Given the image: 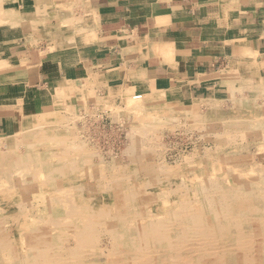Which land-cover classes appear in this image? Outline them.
Here are the masks:
<instances>
[{
  "label": "rangeland",
  "instance_id": "374dc122",
  "mask_svg": "<svg viewBox=\"0 0 264 264\" xmlns=\"http://www.w3.org/2000/svg\"><path fill=\"white\" fill-rule=\"evenodd\" d=\"M18 2V0H0V11H2L0 12V33H7L6 30L10 29L9 27L11 26L16 13L13 12L10 14L6 10L9 7H15L17 10L18 7L16 5L19 4ZM2 70L3 67L0 66V73ZM235 71L229 73L231 77L230 81L232 82L229 83L227 91H225L220 97L198 101L179 102L176 99L152 103L147 101V97L150 96V94L147 93L141 99H133L132 93L125 96L118 95V97H116V94L112 95L111 92L105 94L104 92L99 93L95 90L93 91L92 96L87 98L85 95H81L79 93L75 95H68L67 97L73 101L70 100L66 103L63 101L59 102L57 106L59 109V115H57L56 119H54V117L49 122L42 123L43 125L40 123L36 129L35 127L32 128V131L30 128H27L22 129L20 132H17L12 136L0 137V148L3 147L6 141L10 139H16L18 141V146H20V148L18 147L19 151L17 150V153L22 154L28 151L30 155L36 158V160L38 157L40 160L37 163L34 159L35 162H32V165L30 163L29 168L13 167V170L10 171L13 172L10 175L9 172L5 171L0 173V215H2L0 216V264H13L15 257L19 258L24 254H29V256H31L32 248H34V246L39 242H44L49 247L48 249L50 254L57 252L64 256H72L73 254L70 253L71 251H77V247L79 245L78 241L81 237H86L88 239V244L86 247L84 246V248L81 249L79 256H86L87 258L83 257V262L73 264H106L107 260L109 259L107 255H110V258L114 261L123 258L124 263L125 261H130L129 257L133 258L134 255H137L136 257L140 260V262H143V259H148L152 264H178V259H180L179 264H194L193 261L197 258V256L200 257L201 255L200 258L204 259L202 255H204L209 250L214 252L212 260H214L215 264H232L228 260V252L233 253L235 251L237 254L236 252L233 254L239 257V264H255L256 262V264H258L259 257L262 256L260 251L263 249L264 245V79L261 80L258 78L259 76H257L258 74L256 73L252 74L245 72L244 70L242 72L240 70ZM162 96L164 98L167 97V95L164 94ZM79 97H81V99L75 104V101ZM133 101L134 103L137 101L138 104H141V108H133L134 103L133 105L130 104ZM56 105L53 107V109L56 107ZM186 105L190 107V109H184V106ZM145 110L147 113H145ZM164 112L166 113L164 114ZM133 117L136 119L134 120ZM68 123H70V125ZM141 124H143L145 128L149 127L148 129H150V131L147 129L146 131ZM60 128H65L64 132L68 134L59 136L56 131H58ZM143 128L144 132L142 131ZM255 128L258 130H255ZM35 131H40L42 133L37 134L35 138L31 136L33 135L32 132L35 133ZM145 131L149 133L147 134ZM53 133L57 136H52L54 135ZM131 136H133L134 140ZM140 137L144 138L145 140L141 139ZM55 141L56 143L54 144L53 142ZM139 146L142 147L140 148ZM258 146L261 147L257 148ZM127 150L129 152H127ZM148 150H150L149 154ZM203 156L207 158H204ZM251 158L252 160L254 159L253 162ZM73 159L75 162H73ZM88 159L89 161H87ZM55 161H57V163ZM186 163H188V165ZM254 163H256V165ZM54 165L57 166V171H54ZM87 165H89V167ZM68 167L70 168L68 169ZM245 171L247 172L245 173ZM3 173L4 175H1ZM106 173L108 174L106 175ZM125 173H129L130 175H126ZM5 177L8 181L5 179ZM32 177H35V179H32ZM193 177L196 179L193 180ZM3 179H5V181ZM22 179H26L27 181ZM147 179L148 181H145ZM44 180L46 181L45 183L43 182ZM22 181L23 184H28L30 181L28 185L31 186L28 187V185H23ZM31 181H34V183ZM14 183H16V185ZM11 185H13V187ZM22 190H25L24 192L27 193L22 192ZM33 191L36 198H34L33 193H31ZM113 192L114 195L112 196ZM25 195L26 197H24ZM1 198L3 199L1 200ZM124 200L126 201L124 202ZM208 206L211 207L208 208ZM231 207L233 208L231 209ZM223 208H225V211ZM48 209L51 211V213L48 211ZM5 215L8 216V219H4L6 218ZM10 215H12V219L9 218ZM146 215L147 217H145ZM32 216H35V218ZM148 216L150 218H148ZM230 217L233 219H229ZM81 219L82 221H80ZM253 220L256 223H254ZM77 221H79V223ZM196 224H198V226ZM56 225L57 227L60 226L61 228L59 227L58 229ZM84 225H87V229L89 231L86 229V233L84 232L83 234L85 236L77 237L73 228L75 226ZM176 225L178 226L176 227ZM53 228L56 232L53 230ZM102 228L103 230H101ZM45 231L47 234L44 233ZM228 231L231 235L228 233ZM41 232L44 234L41 235ZM62 232L65 233V236ZM140 232L144 233V236L146 234L145 238L144 236L142 238L140 237L142 234H140ZM191 232L193 234H190ZM215 232H217V234ZM108 233L112 238H108ZM56 234L60 235L56 236ZM132 234L133 236H131ZM245 235L248 236L246 237ZM194 236L201 237L196 238ZM67 237L69 238L68 240ZM104 237L107 241H104ZM89 238H91V240ZM186 238L192 239L187 240ZM236 238L237 240H235ZM62 240L63 242L65 240L67 241L63 243L61 242ZM99 240L102 241L99 242ZM110 241L112 242V245ZM256 241H258V243ZM103 242L104 244H102ZM124 242H126V244H124ZM187 243H189V245ZM231 243L235 244L232 245ZM114 244L117 245L115 246ZM108 245L110 246L108 247ZM134 245H136L137 248L141 247L140 250L139 248L135 249ZM151 246H153V248ZM240 246L243 248H240ZM64 247L65 252L62 249ZM226 248H229L230 251H226ZM169 252L171 253L169 254ZM165 254L167 257H165ZM77 256L75 255L72 257L75 258ZM88 257L90 258V261L88 260ZM171 257L173 258L171 259ZM193 258L195 259L193 260ZM85 259L86 261H84ZM130 263L135 264V262Z\"/></svg>",
  "mask_w": 264,
  "mask_h": 264
},
{
  "label": "crops",
  "instance_id": "0c3cea01",
  "mask_svg": "<svg viewBox=\"0 0 264 264\" xmlns=\"http://www.w3.org/2000/svg\"><path fill=\"white\" fill-rule=\"evenodd\" d=\"M18 1L0 33V137L77 93L190 102L220 97L234 70L264 79V0Z\"/></svg>",
  "mask_w": 264,
  "mask_h": 264
},
{
  "label": "bare ground",
  "instance_id": "6f19581e",
  "mask_svg": "<svg viewBox=\"0 0 264 264\" xmlns=\"http://www.w3.org/2000/svg\"><path fill=\"white\" fill-rule=\"evenodd\" d=\"M0 12H2V11H0ZM3 15V14H2ZM18 15V14H17ZM216 15V14H215ZM14 16V15H13ZM210 16V15H209ZM229 17V16H228ZM231 17V16H230ZM22 18H24V17H22ZM28 18V17H27ZM227 20V19H226ZM242 21V20H241ZM226 22V21H225ZM224 25V24H223ZM222 25V26H223ZM226 25H227V23H226ZM225 26V25H224ZM237 27V26H236ZM243 27V26H242ZM146 32V31H145ZM160 36V35H159ZM161 38V37H160ZM244 38V37H243ZM242 38V39H243ZM250 43V42H249ZM12 44V43H11ZM24 44V43H23ZM140 45V44H139ZM238 45V44H237ZM245 45H246V42H245ZM142 45H140V47H141ZM11 47V46H10ZM26 47V46H25ZM249 47V46H248ZM251 47V46H250ZM60 48V47H59ZM241 48V47H240ZM7 49V48H6ZM156 49V48H155ZM160 49V48H159ZM60 50V49H59ZM158 50V47H157V49H156V51ZM246 50H247V48L246 49H244L243 48V52H246ZM254 50V49H253ZM253 50H252V52H253ZM139 51V50H138ZM241 51V50H240ZM4 52V51H3ZM9 52V51H8ZM257 52V51H256ZM5 53V52H4ZM158 53H161V52H159L158 51ZM60 54V53H59ZM64 54V53H63ZM65 54H67V53H65ZM159 55V54H158ZM251 55V54H250ZM158 57V56H157ZM5 58V57H4ZM2 59V58H1ZM10 60V59H9ZM5 61V60H4ZM253 61H255V60H253ZM59 63V62H58ZM2 64H5V63H3L2 62ZM1 64V65H2ZM24 65V64H23ZM22 66V65H21ZM20 66V67H21ZM1 67H4V66H1ZM25 67V66H24ZM176 67V66H175ZM172 69V68H171ZM241 69H243V68H241ZM246 69V68H245ZM136 70V69H135ZM170 71V70H169ZM235 71V70H234ZM233 71V72H234ZM236 72V71H235ZM125 75V74H124ZM61 77V76H60ZM86 77V76H85ZM261 77V76H260ZM134 78V77H133ZM145 79V78H144ZM228 79V78H227ZM231 79V78H230ZM233 79V78H232ZM238 79V78H237ZM66 80V79H65ZM69 80V79H68ZM160 80V79H159ZM260 80V79H259ZM262 80V79H261ZM139 81V80H138ZM158 81V80H157ZM164 81V80H163ZM63 82V81H62ZM65 83H66V81H64ZM73 82V81H72ZM230 82H232V81H230ZM229 82V83H230ZM149 83V82H148ZM153 83V82H152ZM155 84V83H154ZM153 85V84H152ZM160 85V84H159ZM234 85V84H233ZM154 86V85H153ZM156 86V85H155ZM158 86V85H157ZM236 86V85H235ZM123 87V86H122ZM136 87V86H135ZM243 87H244V85H243ZM242 87V88H243ZM141 90V89H140ZM162 90V89H161ZM160 90V91H161ZM164 90V89H163ZM74 91V90H73ZM155 92H156V90H155ZM163 92V91H162ZM148 94V93H147ZM163 93H152L149 97H147V101L148 102H152V103H155V102H161V101H163V100H166V98H164L163 96ZM164 95H166V94H164ZM143 96H144V94L142 93V92H140V91H138V92H135L134 94H133V99H137V98H143ZM120 98V97H119ZM178 100V99H177ZM58 102H60V101H58ZM136 103H134V101L132 102V103H130L131 105H133V103H134V105H133V108H135V107H138V108H141V104H138V102L137 101H135ZM83 103V102H82ZM126 104V103H125ZM129 105V104H128ZM156 105V104H155ZM154 105V106H155ZM188 105V104H187ZM184 106V109H190V107H188V106ZM149 106V105H148ZM147 106V107H148ZM126 107V106H125ZM129 107V106H128ZM76 108V107H75ZM167 108V107H166ZM237 108V107H236ZM58 109V108H57ZM125 109V108H124ZM152 109V108H151ZM54 110V109H53ZM172 110V109H171ZM248 110V109H247ZM132 111V110H131ZM152 112V111H151ZM238 112V111H237ZM253 112V111H252ZM135 113H138V112H135ZM145 113H147L146 112V110H145ZM166 112H164V114H165ZM69 114V113H68ZM149 114H152V113H149ZM245 114V113H244ZM248 114V113H247ZM253 114V113H252ZM70 115V114H69ZM168 115H169V113H168ZM133 116H134V114H133ZM149 116V115H148ZM152 116V115H151ZM56 117L57 116H55V119H56ZM155 117V116H154ZM70 118V117H69ZM134 118V117H133ZM249 118V117H248ZM258 118H260V117H258ZM258 118H256V119H258ZM136 118H134V120H135ZM161 119V118H160ZM246 119V118H245ZM255 119V118H254ZM133 120V119H132ZM153 120V119H152ZM161 121V120H160ZM253 121V120H252ZM251 121V122H252ZM45 122H49V119L48 118H45V117H42V118H35V119H33V120H29V121H27V122H25V124H24V129H27V128H30V130L32 129V128H34L35 127V129H36V127L41 123H45ZM142 122V121H141ZM144 122H147V121H144ZM143 122V123H144ZM239 122V121H238ZM72 123V122H71ZM247 123H249V122H247ZM258 123V122H257ZM264 123V122H263ZM63 124V123H62ZM69 125H70V123H68ZM254 124H256V123H254ZM43 125V124H42ZM53 125V124H52ZM139 125V124H138ZM142 126H143V124H141ZM160 125V124H159ZM204 125V124H203ZM61 126H63V125H61ZM133 126H136V125H133ZM154 126V125H153ZM158 126V125H157ZM229 126H230V124H229ZM237 126V125H236ZM247 126V125H246ZM256 126V125H255ZM18 127V126H17ZM23 127V126H22ZM40 127V126H39ZM42 127V126H41ZM47 127V126H46ZM57 127V126H56ZM66 127V126H65ZM131 127H132V125H131ZM138 127V126H137ZM144 127V126H143ZM260 127V126H259ZM145 128V127H144ZM144 128H143V132H144ZM149 127H146L145 128V130L147 129V130H149L150 131V129H148ZM234 128V127H233ZM242 128V127H241ZM253 128V127H252ZM41 129V128H40ZM142 129V128H141ZM245 129H246V127H245ZM251 129V128H250ZM254 129V128H253ZM252 129V130H253ZM257 128H255V130H256ZM22 130V129H21ZM146 130V131H147ZM232 130V129H231ZM258 130V129H257ZM32 131V130H31ZM65 131V128H60L58 131H56V133H58L59 134V136H64V135H67L68 133H66V132H64ZM67 131V130H66ZM128 131V130H127ZM145 131V133H147ZM156 131V130H155ZM20 132V131H19ZM34 132V131H33ZM32 132V134L33 135H31L32 137H35L36 138V136H37V134H40V133H42V132H40V131H35V133H33ZM76 132V131H75ZM235 132V131H234ZM15 133H16V131H15ZM69 133H70V131H69ZM78 133V132H77ZM132 133V132H131ZM131 133H129V134H131ZM133 133H134V131H133ZM149 133V132H148ZM147 133V134H148ZM253 133V132H252ZM251 133V134H252ZM34 134H36V135H34ZM54 134V133H53ZM75 134V133H74ZM128 134V135H129ZM10 135V134H9ZM73 135V134H72ZM82 135V134H81ZM133 135V134H132ZM154 135V134H153ZM158 135V134H157ZM52 136H57L56 134H54V135H52ZM69 136V135H68ZM75 136V135H74ZM130 136V135H129ZM134 136V135H133ZM133 136H131L132 137V139H133ZM145 136H147V135H145ZM3 137V136H2ZM39 137V136H38ZM46 138V137H45ZM55 138V137H54ZM71 138V137H70ZM128 138V137H127ZM141 138V137H140ZM139 138V139H140ZM151 138V137H150ZM156 138V137H155ZM19 139V138H18ZM47 139V138H46ZM141 139H144V138H141ZM49 140V139H48ZM58 140V139H57ZM61 140V139H60ZM76 140V139H75ZM130 140V139H129ZM128 140V141H129ZM134 140V139H133ZM145 140V139H144ZM44 141V140H43ZM43 141H42V143H43ZM80 141V140H79ZM127 141V140H126ZM138 141V140H137ZM140 141V140H139ZM45 142V141H44ZM62 142V141H61ZM85 142V141H84ZM142 142V141H141ZM54 144L56 143V141L55 142H53ZM57 143H58V141H57ZM130 143V142H129ZM146 143V142H145ZM3 144V143H2ZM52 144V143H51ZM81 144V143H80ZM131 144H132V142H131ZM141 144V143H140ZM259 144V143H258ZM21 145V144H20ZM45 145V144H44ZM63 145V144H62ZM128 145V144H127ZM136 145V144H135ZM26 146V145H25ZM57 146V145H56ZM77 146V145H76ZM75 146V147H76ZM145 146V145H144ZM262 146V145H261ZM261 146H258L257 148H259V147H261ZM18 147L20 148V146H18V141L16 140V139H10V140H8V141H6L5 142V144L3 145V147H1L0 148V173H2V172H9V175L13 172H10L11 170H13V167H16V168H29V165H30V163H31V165H32V162H35V160H36V158H34L32 155H30L29 154V152L27 151V152H25V153H17V150H18ZM22 147V146H21ZM36 147V146H35ZM58 147H61V146H58ZM71 147V146H70ZM74 147V148H75ZM125 147H128V146H125ZM140 148L142 147V146H139ZM66 148V147H65ZM64 148V149H65ZM68 148V147H67ZM133 148V147H132ZM31 149V148H30ZM51 149V148H50ZM90 149V148H89ZM143 149H144V147H143ZM148 149V148H147ZM146 149V150H147ZM52 150H53V148H52ZM52 150H51V152H52ZM125 150H126V148H125ZM145 150V151H146ZM19 151V150H18ZM71 151V150H70ZM150 150H148V154L150 153L149 152ZM22 152V151H21ZM50 152V153H51ZM55 152H57V151H55ZM78 152H80V151H78ZM88 152V151H87ZM87 152H85V153H87ZM127 152H129L128 150H127ZM58 153V152H57ZM72 153V152H71ZM91 153V152H90ZM98 153V152H97ZM96 153V154H97ZM61 154V153H60ZM66 154V153H65ZM101 154V153H100ZM129 154V153H128ZM132 154H134V153H132ZM71 155V154H70ZM137 155V154H136ZM138 155H141V154H138ZM146 155V154H145ZM49 156V155H48ZM53 156V155H52ZM73 156V155H72ZM128 156V155H127ZM131 156H134V155H131ZM144 156V155H143ZM147 156V155H146ZM47 157V156H46ZM62 157V156H61ZM66 157V156H65ZM87 157V156H86ZM98 157H99V155H98ZM105 157V156H104ZM125 157V156H124ZM204 158H207V157H205V156H203ZM202 157V158H203ZM218 157V156H217ZM44 158V157H43ZM91 158V157H90ZM97 158V157H96ZM100 158V157H99ZM103 158V157H102ZM123 158V157H122ZM145 158V157H144ZM35 159V160H34ZM47 159V158H46ZM56 159V158H55ZM66 159H67V157H66ZM70 159V158H69ZM79 159V158H78ZM104 159V158H103ZM110 159V158H109ZM127 159V158H126ZM233 159V158H232ZM45 160V159H44ZM53 160H54V158H53ZM63 160H65V159H63ZM92 160H93V158H92ZM142 160V159H141ZM207 160V159H206ZM212 160V159H211ZM251 160H252V158H251ZM254 160V159H253ZM253 160H252V162H253ZM38 161H40L39 160V157L37 158V160H36V162L38 163ZM46 161V160H45ZM58 161V160H57ZM57 161H55L56 163H57ZM60 161V160H59ZM66 161V160H65ZM87 161H89V159L87 160ZM91 161V160H90ZM114 161V160H113ZM118 161V160H117ZM116 161V162H117ZM187 161H189V160H187ZM208 161V160H207ZM41 162H42V160H41ZM64 162V161H63ZM73 162H75L74 161V159H73ZM99 162H100V160H99ZM121 162V161H120ZM144 162H146V161H144ZM151 162H152V160H151ZM186 162V161H185ZM203 162V161H202ZM251 162V163H252ZM60 163V162H59ZM65 163V162H64ZM85 163V162H84ZM130 163V162H129ZM203 163H205V162H203ZM202 163V164H203ZM257 163V162H256ZM256 163H254L255 165H256ZM259 163V162H258ZM34 164V163H33ZM79 164H80V160H79ZM187 165H188V163H186ZM186 164H185V166H186ZM221 164H222V162H221ZM51 165V164H50ZM60 165V164H59ZM63 165V164H62ZM68 165V164H67ZM76 165V164H75ZM84 165V164H83ZM109 165H110V163H109ZM112 165V164H111ZM122 165V164H121ZM144 165V164H143ZM157 165V164H156ZM249 165V164H248ZM257 165H259V164H257ZM69 166V165H68ZM88 167H89V165H87ZM139 166V165H138ZM141 166H142V164H141ZM226 166V165H225ZM45 167V166H44ZM109 167V166H108ZM123 167V166H122ZM126 167H128V166H126ZM140 167V166H139ZM191 167V166H190ZM251 167V166H250ZM52 168V167H51ZM50 168V169H51ZM60 168V167H59ZM70 167H68V169H69ZM115 168V167H114ZM132 168V167H131ZM189 168V167H188ZM192 168V167H191ZM204 168V167H203ZM206 168V167H205ZM235 168V167H234ZM252 168V167H251ZM254 168V167H253ZM49 169V170H50ZM108 169V168H107ZM122 169V168H121ZM136 169H137V167H136ZM259 169V168H258ZM44 170V169H43ZM52 170V169H51ZM50 170V171H51ZM58 170V168H57V166L56 165H54V171H57ZM73 170V169H72ZM90 170V169H89ZM97 170V169H96ZM143 170V169H142ZM205 170H207V169H205ZM209 170V169H208ZM211 170V169H210ZM235 170V169H234ZM252 170V169H251ZM257 170V169H256ZM28 171V170H27ZM63 171V170H62ZM119 171H120V169H119ZM118 171V172H119ZM137 171V170H136ZM146 171V170H145ZM252 171H254V170H252ZM93 172V171H92ZM98 172V171H97ZM96 172V173H97ZM113 172V171H112ZM247 171H245V173H246ZM262 172V171H261ZM16 173V172H15ZM137 173H138V171H137ZM244 173V174H245ZM17 174V173H16ZM30 174V173H29ZM28 174V175H29ZM82 174V173H81ZM108 173H106V175H107ZM113 174V173H112ZM126 175L127 174H129V173H125ZM124 174V175H125ZM134 174V173H133ZM151 174V173H150ZM241 174V173H240ZM1 175H4V173L3 174H1ZM23 175H25V174H23ZM33 175H35V174H33ZM80 175V174H79ZM103 175H105V174H103ZM130 175V174H129ZM156 175V174H155ZM31 176H32V174H31ZM70 176V175H69ZM116 176V175H115ZM121 176H122V174H121ZM156 176H158V175H156ZM204 176V175H203ZM15 177V176H14ZM23 177V176H22ZM21 177V178H22ZM24 177H26V176H24ZM37 177V176H36ZM124 177V176H123ZM215 177H216V175H215ZM67 178V177H66ZM115 178V177H114ZM135 178V177H134ZM148 178V177H147ZM201 178V177H200ZM245 178V177H244ZM260 178H261V176H260ZM5 179H6V177H5ZM5 179H3L4 181H5ZM17 179V178H16ZM26 179H28V178H26ZM26 179H22V180H26ZM32 179H35V177L33 178L32 177ZM82 179V178H81ZM86 179V178H85ZM106 179V178H105ZM126 179V178H125ZM139 179V178H138ZM172 179V178H171ZM194 179H196V178H194L193 177V180ZM202 179V178H201ZM200 179V180H201ZM205 179V178H204ZM7 180V179H6ZM18 180V179H17ZM21 180V179H20ZM31 180V179H30ZM43 180V179H42ZM127 180V179H126ZM259 180V179H258ZM263 180V179H262ZM261 180V181H262ZM8 181V180H7ZM27 181V180H26ZM103 181V180H102ZM106 181V180H105ZM144 181V180H143ZM142 181V182H143ZM145 181H148V179L147 180H145ZM168 181V180H167ZM180 181V180H179ZM185 181V180H184ZM210 181V180H209ZM260 181V182H261ZM264 181V180H263ZM15 182V181H14ZM32 182V181H31ZM44 183L46 182L45 180L43 181ZM55 182H58V181H55ZM127 182V181H126ZM160 182V181H159ZM187 182V181H186ZM224 182V181H223ZM248 182V181H247ZM17 183V182H16ZM16 183H14L15 185H16ZM29 183H30V181H29ZM28 183V184H29ZM32 183H34V181L32 182ZM42 183V182H41ZM41 183H39V184H41ZM54 183V182H53ZM89 183V182H88ZM180 183V182H179ZM189 183V182H188ZM191 183V182H190ZM194 183V182H193ZM218 183V182H217ZM226 183V182H225ZM254 183V182H253ZM20 184V183H19ZM22 184H23V181H22ZM28 184H23V185H28ZM38 184V185H39ZM43 184V183H42ZM48 184V183H47ZM90 184V183H89ZM103 184H104V182H103ZM128 184V183H127ZM154 184V183H153ZM227 184V183H226ZM235 184V183H234ZM247 184V183H246ZM245 184V185H246ZM93 185V184H92ZM108 185V184H107ZM169 185V184H168ZM183 185V184H182ZM229 185V184H228ZM240 185V184H239ZM238 185V186H239ZM12 187H13V185H11ZM31 186V185H30ZM29 185H28V187H30ZM94 186V185H93ZM99 186V185H98ZM100 186H102V185H100ZM152 186V185H151ZM237 186V185H236ZM250 186H251V184H250ZM264 186V185H263ZM1 187H3V186H1ZM19 187H20V185H19ZM32 187L34 188V186L32 185ZM95 187V186H94ZM104 187V186H103ZM113 187H115V186H113ZM146 187H148V186H146ZM150 187V186H149ZM172 187V186H171ZM170 187V188H171ZM186 187V186H185ZM224 187V186H223ZM229 187V186H228ZM227 187V188H228ZM233 187V186H232ZM256 187V186H255ZM22 188H23V186H22ZM142 188H143V186H142ZM20 189V188H19ZM62 189V188H61ZM119 189V188H118ZM117 189V190H118ZM174 189V188H173ZM172 189V190H173ZM185 189V188H184ZM238 189V188H237ZM241 189H243V188H241ZM44 190V189H43ZM110 190V189H109ZM115 190V189H114ZM116 190V191H117ZM137 190V189H136ZM12 191V190H11ZM10 191V192H11ZM25 191V190H24ZM23 190H22V192H24ZM30 191V190H29ZM111 191V190H110ZM145 191V190H144ZM151 191V190H150ZM169 191V190H168ZM232 191H233V189H232ZM235 191V190H234ZM259 191V190H258ZM18 192V191H17ZM21 192V193H22ZM74 192H76V191H74ZM100 192V191H99ZM129 192V191H128ZM162 192V191H161ZM170 192V191H169ZM228 192V191H227ZM13 193H14V191H13ZM12 193V194H13ZM24 193H27V192H24ZM31 193H33V196H34V191L33 192H31ZM151 193V192H150ZM206 193V192H205ZM247 193V192H246ZM262 193V192H261ZM264 193V192H263ZM15 194V193H14ZM13 194V195H14ZM57 194V193H56ZM64 194V193H63ZM102 194V193H101ZM112 194V193H111ZM118 194V193H117ZM116 194V195H117ZM169 194V193H168ZM168 194H166V195H168ZM174 194V193H173ZM186 194V193H185ZM220 194V193H219ZM255 194V193H254ZM32 195V194H31ZM65 195V194H64ZM81 195V194H80ZM86 195V194H85ZM114 195V192H113V194H112V196ZM115 195V196H116ZM216 195V194H215ZM236 195V194H235ZM11 196V195H10ZM22 196V195H21ZM39 196V195H38ZM74 196V195H73ZM92 196V195H91ZM133 196V195H132ZM136 196V195H135ZM190 196V195H189ZM204 196V195H203ZM209 196V195H208ZM207 196V197H208ZM19 197V196H18ZM23 197V196H22ZM24 197H26V195L24 196ZM31 197V196H30ZM40 197V196H39ZM47 197V196H46ZM45 197V198H46ZM51 197V196H50ZM61 197H62V195H61ZM141 197V196H140ZM165 197V196H164ZM196 197H198V196H196ZM216 197H218V196H216ZM232 197V196H231ZM234 197V196H233ZM249 197V196H248ZM247 197V198H248ZM9 198V197H8ZM34 198H36L35 196H34ZM90 198V197H89ZM112 198V197H111ZM133 198V197H132ZM199 198V197H198ZM234 198H236V197H234ZM3 198H1V200H2ZM18 199V198H17ZM22 199V198H21ZM25 199V198H24ZM44 199V198H43ZM82 199V198H81ZM83 199H85V198H83ZM96 199V198H95ZM94 199V200H95ZM122 199V198H121ZM136 199V198H135ZM139 199V198H138ZM171 199V198H170ZM197 199V198H196ZM205 199H206V197H205ZM216 199V198H215ZM215 199H213V200H215ZM219 199V198H218ZM221 199V198H220ZM251 199V198H250ZM7 200V199H6ZM40 200V199H39ZM103 200V199H102ZM112 200V199H111ZM128 200V199H127ZM141 200V199H140ZM162 200H165V199H162ZM208 200V199H207ZM222 200V199H221ZM260 200V199H259ZM12 201V200H11ZM41 201H42V199H41ZM48 201H49V199H48ZM60 201V200H59ZM86 201V200H85ZM98 201V200H97ZM121 201V200H120ZM126 200H124V202H125ZM131 201V200H130ZM133 201V200H132ZM157 201H159V200H157ZM198 201V200H197ZM200 201V200H199ZM224 201V200H223ZM238 201V200H237ZM252 201V200H251ZM22 202H24V201H22ZM28 202V201H27ZM32 202V201H31ZM43 202H44V200H43ZM63 202H64V200H63ZM79 202V201H78ZM96 202V201H95ZM112 202V201H111ZM119 202V201H118ZM162 202H164V201H162ZM186 202V201H185ZM188 202V201H187ZM225 202V201H224ZM228 202H229V200H228ZM39 203V202H38ZM49 203V202H48ZM109 203V202H108ZM113 203V202H112ZM122 203V202H121ZM141 203V202H140ZM238 203V202H237ZM236 203V204H237ZM255 203H256V201H255ZM8 204H9V202H8ZM25 204V203H24ZM43 204V203H42ZM64 204V203H63ZM114 204H115V202H114ZM146 204H148V203H146ZM149 204H150V202H149ZM178 204V203H177ZM229 204V203H228ZM239 204V203H238ZM30 205H31V203H30ZM37 205V204H36ZM39 205H40V203H39ZM93 205V204H92ZM137 205H139V204H137ZM136 205V206H137ZM141 205V204H140ZM152 205V204H151ZM156 205V204H155ZM176 205V204H175ZM198 205V204H197ZM202 205V204H201ZM215 205V204H214ZM260 205V204H259ZM47 206H48V204H47ZM81 206V205H80ZM117 206V205H116ZM163 206V205H162ZM165 206V205H164ZM173 206V205H172ZM176 206H178V205H176ZM190 206V205H189ZM193 206V205H192ZM248 206V205H247ZM249 206H251V205H249ZM255 206V205H254ZM253 206V207H254ZM6 207V206H5ZM32 207V206H31ZM43 207V206H42ZM45 207V206H44ZM101 207V206H100ZM115 207V206H114ZM118 207H120V206H118ZM201 207V206H200ZM211 207V206H210ZM209 206H208V208H210ZM222 207V206H221ZM230 207V206H229ZM228 207V208H229ZM236 207V206H235ZM239 207V206H238ZM256 207V206H255ZM28 208V207H27ZM34 208V207H33ZM40 208V207H39ZM51 208V207H50ZM56 208V207H55ZM80 208V207H79ZM99 208V207H98ZM135 208V207H134ZM225 208H227V207H225ZM225 208H223V210L225 209ZM233 207H231V209H232ZM35 209V208H34ZM64 209V208H63ZM123 209V208H122ZM188 209V208H187ZM193 209V208H192ZM213 209V208H212ZM239 209V208H238ZM246 209H247V207H246ZM245 209V210H246ZM249 209V208H248ZM255 209V208H254ZM11 210V209H10ZM20 210V209H19ZM45 210V209H44ZM84 210V209H83ZM115 210V209H114ZM132 210V209H131ZM144 210V209H143ZM149 210V209H148ZM156 210V209H155ZM163 210V209H162ZM170 210V209H169ZM182 210V209H181ZM191 210V209H190ZM204 210H206V209H204ZM250 210V209H249ZM22 211V210H21ZM36 211V210H35ZM38 211V210H37ZM48 211H49V209H48ZM57 211V210H56ZM55 211V212H56ZM171 211V210H170ZM180 211V210H179ZM225 211V210H224ZM251 211V210H250ZM256 211V210H255ZM50 213H51V211H49ZM71 212H72V210H71ZM93 212V211H92ZM101 212V211H100ZM141 212V211H140ZM144 212V211H143ZM150 212V211H149ZM155 212V211H154ZM193 212V211H192ZM205 212V211H204ZM214 212H215V210H214ZM232 212H235V211H232ZM238 212V211H237ZM24 213V212H23ZM58 213H59V211H58ZM73 213V212H72ZM171 213V212H170ZM188 213H191V212H188ZM212 213V212H211ZM247 213V212H246ZM32 214V213H31ZM44 214V213H43ZM75 214H76V211H75ZM80 214H81V212H80ZM148 214V213H147ZM168 214V213H167ZM177 214V213H176ZM203 214V213H202ZM233 214V213H232ZM249 214V213H248ZM29 215V214H28ZM66 215V214H65ZM85 215V214H84ZM154 215V214H153ZM152 215V216H153ZM170 215V214H169ZM190 215V214H189ZM0 216H2V215H0ZM6 216V215H5ZM11 216L12 215H10L9 216V218H11ZM19 216V215H18ZM38 216V215H37ZM50 216V215H49ZM52 216V215H51ZM78 216V215H77ZM123 216V215H122ZM125 216V215H124ZM137 216V215H136ZM150 216V215H149ZM148 216V218H150ZM196 216V215H195ZM229 216V215H228ZM237 216V215H236ZM251 216H253V215H251ZM260 216V215H259ZM8 216H6V218H4V219H8L7 218ZM15 217H17V216H15ZM32 217H34L35 218V216H32ZM61 217V216H60ZM88 217V216H87ZM95 217V216H94ZM130 217V216H129ZM145 217H147V215L145 216ZM159 217V216H158ZM165 217V216H164ZM189 217V216H188ZM197 217V216H196ZM203 217V216H202ZM207 217V216H206ZM245 217V216H244ZM247 217V216H246ZM255 217V216H254ZM258 217V216H257ZM17 218H19V217H17ZM39 218V217H38ZM44 218V217H43ZM63 218H64V216H63ZM73 218V217H72ZM97 218V217H96ZM133 218V217H132ZM237 218V217H236ZM12 219V218H11ZM31 219V218H30ZM48 219V218H47ZM123 219V218H122ZM127 219V218H126ZM156 219V218H155ZM189 219V218H188ZM208 219H209V217H208ZM229 219H231V217L229 218ZM233 219V218H232ZM231 219V220H232ZM243 219V218H242ZM2 220H3V218H2ZM40 220V219H39ZM43 220V219H42ZM61 220V219H60ZM68 220V219H67ZM92 220V219H91ZM95 220V219H94ZM98 220V219H97ZM157 220V219H156ZM158 220H160V219H158ZM171 220H173V219H171ZM235 220V219H234ZM237 220H240V219H237ZM248 220V219H247ZM252 220V219H251ZM250 220V221H251ZM255 220V219H254ZM254 220H253V222H254ZM10 221V220H9ZM49 221V220H48ZM71 221V220H70ZM74 221H76V220H74ZM73 221V222H74ZM80 221H82V219L80 220ZM98 221H100V220H98ZM131 221H132V219H131ZM140 221V220H139ZM153 221V220H152ZM198 221V220H197ZM202 221H203V219H202ZM201 221V222H202ZM204 221H205V219H204ZM210 221V220H209ZM236 221V220H235ZM246 221V220H245ZM13 222V221H12ZM28 222V221H27ZM31 222V221H30ZM43 222V221H42ZM65 222V221H64ZM78 223H79V221H77ZM91 222V221H90ZM113 222V221H112ZM121 222V221H120ZM130 222V221H129ZM145 222V221H144ZM162 222H163V220H162ZM183 222V221H182ZM185 222V221H184ZM199 222V221H198ZM206 222V221H205ZM208 222V221H207ZM229 222V221H228ZM232 222V221H231ZM262 222V221H261ZM8 223V222H7ZM10 223V222H9ZM45 223V222H44ZM49 223V222H48ZM75 223V222H74ZM97 223V222H96ZM146 223V222H145ZM152 223V222H151ZM166 223V222H165ZM171 223V222H170ZM173 223V222H172ZM188 223V222H187ZM204 223V222H203ZM254 223H256V222H254ZM263 223V222H262ZM41 224V223H40ZM72 224V223H71ZM99 224V223H98ZM131 224V223H130ZM132 224H133V222H132ZM178 224V223H177ZM235 224V223H234ZM7 225V224H6ZM45 225V224H44ZM49 225V224H48ZM82 225V224H81ZM106 225V224H105ZM112 225V224H111ZM115 225H118V224H115ZM169 225V224H168ZM175 225V224H174ZM180 225V224H179ZM197 226H198V224H196ZM236 225V224H235ZM11 226V225H10ZM9 226V227H10ZM39 226V225H38ZM40 226H42V225H40ZM50 226V225H49ZM67 226V225H66ZM96 226V225H95ZM114 226V225H113ZM126 226V225H125ZM134 226V225H133ZM145 226V225H144ZM178 225H176V227H177ZM183 226V225H182ZM203 226V225H202ZM214 226V225H213ZM231 226V225H230ZM237 226V225H236ZM239 226V225H238ZM255 226V225H254ZM45 227V226H44ZM56 227H57V225H56ZM60 227V226H59ZM59 227H57L58 229H59ZM107 227V226H106ZM116 227V226H115ZM135 227V226H134ZM139 227H140V225H139ZM184 227V226H183ZM189 227V226H188ZM187 227V228H188ZM253 227V226H252ZM47 228V227H46ZM61 228V227H60ZM88 227H87V225H84V226H75L73 229H74V233H75V235L77 236V237H79V236H85V235H83L84 234V232H85V230L87 229ZM121 228V227H120ZM173 228H174V226H173ZM191 228V227H190ZM202 228V227H201ZM207 228V227H206ZM214 228H215V226H214ZM247 228V227H246ZM245 228V229H246ZM264 228V227H263ZM50 229V228H49ZM48 229V230H49ZM67 229V228H66ZM70 229V228H69ZM72 229V230H73ZM97 229V228H96ZM122 229V228H121ZM129 229V228H128ZM132 229V228H131ZM168 229V228H167ZM197 229H198V227H197ZM208 229V228H207ZM238 229V228H237ZM249 229V228H248ZM2 230V229H1ZM4 230V229H3ZM11 230V229H10ZM51 230H52V227H51ZM53 230H54V228H53ZM65 230V229H64ZM71 230V231H72ZM88 230V229H87ZM101 230H103V228L101 229ZM139 230H140V228H139ZM145 230V229H144ZM143 230V231H144ZM149 230V229H148ZM175 230H176V228H175ZM187 230V229H186ZM195 230H196V227H195ZM202 230H203V228H202ZM228 230V229H227ZM250 230V229H249ZM254 230V229H253ZM256 230V229H255ZM44 231V230H43ZM55 231V230H54ZM59 231H61V230H59ZM70 231V232H71ZM89 231V230H88ZM117 231V230H116ZM200 231V230H199ZM199 231H198V234H199ZM236 231V230H235ZM241 231V230H240ZM36 232V231H35ZM56 232V231H55ZM65 232V231H64ZM69 232V231H68ZM73 232V231H72ZM102 232V231H101ZM133 232V231H132ZM163 232H165V231H163ZM169 232V231H168ZM175 232V231H174ZM179 232V231H178ZM31 233H33V232H31ZM44 233H46V231L44 232ZM44 233H42L41 232V235L42 234H44ZM63 233V232H62ZM66 233V232H65ZM65 233H63L64 234V236H65ZM86 233V232H85ZM107 233V232H106ZM142 232H140V234H141ZM147 233V232H146ZM150 233V232H149ZM153 233V232H152ZM151 233V234H152ZM167 233V232H166ZM171 233H172V231H171ZM216 234H217V232H215ZM222 233V232H221ZM228 233H229V231H228ZM28 234V233H27ZM30 234V233H29ZM35 234V233H34ZM37 234V233H36ZM40 234V233H39ZM47 234V233H46ZM50 234V233H49ZM67 234V233H66ZM70 234V233H69ZM88 234V233H87ZM101 234V233H100ZM150 234V235H151ZM155 234V233H154ZM190 234H193L192 232L190 233ZM230 234V233H229ZM1 235H3V234H1ZM7 235V234H6ZM57 235H60V234H56V236ZM96 235H98V234H96ZM108 235H109V233H108ZM122 235H124V234H122ZM173 235V234H172ZM189 235V234H188ZM210 235V234H209ZM228 235V234H227ZM231 235V234H230ZM19 236V235H18ZM30 236H32V235H30ZM30 236H28L29 238H31ZM53 236H55V235H53ZM63 236V237H64ZM71 236V235H70ZM74 236V235H73ZM92 236V235H91ZM103 236V235H102ZM105 236V235H104ZM117 236V235H116ZM131 236H133V234L131 235ZM144 236V233H142L141 235H140V237L142 238ZM145 236H146V234H145ZM145 236H144V238H145ZM152 236V235H151ZM219 236V235H218ZM246 236V235H245ZM248 236V235H247ZM246 236V237H247ZM253 236V235H252ZM17 237V236H16ZM26 237V236H25ZM34 237V236H33ZM51 237V236H50ZM89 237V236H88ZM98 237V236H97ZM101 237V236H100ZM124 237V236H123ZM137 237V236H136ZM149 237V236H148ZM190 237V236H189ZM194 237H196V236H194ZM198 237H201V236H198ZM198 237H196V238H198ZM203 237V236H202ZM220 237V236H219ZM230 237V236H229ZM254 237V236H253ZM9 238V237H8ZM46 238V237H45ZM65 238V237H64ZM75 238V237H74ZM74 238H72V239H74ZM102 238V237H101ZM105 238V237H104ZM108 238H112L111 237V235H109L108 236ZM107 238V239H108ZM121 238V237H120ZM126 238V237H125ZM151 238H153V237H151ZM181 238V237H180ZM216 238V237H215ZM226 238V237H225ZM259 238V237H258ZM33 239V238H32ZM49 239V238H48ZM55 239H56V237H55ZM69 238L67 237V240H68ZM77 239V238H76ZM75 239V240H76ZM90 240H91V238H89ZM118 239V238H117ZM163 239V238H162ZM187 239V238H186ZM189 240H191L190 238H188ZM187 239V240H188ZM239 239V238H238ZM242 239V238H241ZM251 239H252V237H251ZM261 239V238H260ZM4 240H5V238H4ZM26 240V239H25ZM37 240V239H36ZM47 240V239H46ZM67 240H65L64 242H66ZM103 240V239H102ZM102 240H99V242L100 241H102ZM106 240V238L104 239V241ZM111 240V239H110ZM171 240V239H170ZM185 240V239H184ZM194 240V239H193ZM200 240V239H199ZM223 240H225V239H223ZM234 240V239H233ZM235 240H237V238L235 239ZM258 240V239H257ZM35 241V240H34ZM107 241V240H106ZM112 241V240H111ZM110 241V243H111V245H112V242ZM114 241V240H113ZM121 241H123V240H121ZM166 241V240H165ZM179 241V240H178ZM219 241V240H218ZM227 241V240H226ZM240 241V240H239ZM26 242V241H25ZM61 242H63V240L61 241ZM63 242V243H64ZM174 242H176V241H174ZM185 242V241H184ZM216 242V241H215ZM223 242V241H222ZM257 243H258V241H256ZM255 242V243H256ZM259 242H262V241H259ZM11 243H12V240H11ZM78 243H79V245H78V249H77V251L75 250V251H71V253L70 254H73L72 256H77V257H75V258H73L72 256H64V255H62L61 253H57V252H53L52 254H50L49 253V247L44 243V242H39L37 245H35L34 246V248H32V253H31V256H29V254L27 255V254H24L23 256H21V257H15V259L13 260V264H73V263H79V262H83L82 261V258L83 257H85V258H87L86 256H82V257H80L79 256V254H80V252H81V249L82 248H84V246L86 247V245L88 244V239L86 238V237H81L80 239H79V241H78ZM91 243H94V242H91ZM119 243V242H118ZM178 243H180V242H178ZM239 243V242H238ZM3 244V243H2ZM35 244H36V242H35ZM85 244V245H84ZM99 244V243H98ZM102 244H104V242L102 243ZM106 244H107V242H106ZM124 244H126V242H124ZM188 245H189V243H187ZM219 244V243H218ZM227 244V243H226ZM232 244V243H231ZM230 244V245H231ZM235 244V243H234ZM234 244H232V245H234ZM242 244V243H241ZM5 245V244H4ZM73 245V244H72ZM92 245V244H91ZM115 245V244H114ZM117 245V244H116ZM115 245V246H116ZM120 245V244H119ZM143 245V244H142ZM158 245V244H157ZM186 245V244H185ZM187 245V246H188ZM191 245V244H190ZM197 245H198V243H197ZM215 245V244H214ZM222 245H223V243H222ZM221 245V246H222ZM254 245V244H253ZM256 245V244H255ZM2 246V245H1ZM21 246V245H20ZM22 246H23V244H22ZM21 246V247H22ZM107 246V245H106ZM110 245H108V247H109ZM127 246H128V244H127ZM147 246V245H146ZM243 246V245H242ZM242 246H240V248L242 247ZM252 246V245H251ZM257 246V245H256ZM53 247V246H52ZM57 247V246H56ZM60 247V246H59ZM63 247V246H62ZM70 247V246H69ZM88 247V246H87ZM102 247V246H101ZM108 247H107V249H108ZM112 247V246H111ZM144 247V246H143ZM142 247V248H143ZM150 247V246H149ZM152 248H153V246H151ZM154 247H155V245H154ZM180 247V246H179ZM190 247V246H189ZM235 247V246H234ZM237 247V246H236ZM261 247V246H260ZM118 248V247H117ZM125 248V247H124ZM134 248L135 249H138L137 248V246L136 245H134ZM134 248H132V249H134ZM141 248V247H140ZM140 248H139V250H140ZM163 248V247H162ZM205 248V247H204ZM203 248V249H204ZM215 248V247H214ZM213 248V249H214ZM217 248H219V247H217ZM243 248V247H242ZM13 249V248H12ZM63 250H64V252H65V247L64 248H62ZM61 249V250H62ZM131 249V248H130ZM174 249V248H173ZM203 249H202V252H203ZM209 249H210V247H209ZM232 249H233V247H232ZM5 250V249H4ZM68 250V249H67ZM95 250H96V248H95ZM98 250V249H97ZM100 250V249H99ZM103 250V249H102ZM142 250V249H141ZM155 250V249H154ZM158 250V249H157ZM166 250V249H165ZM186 250V249H185ZM206 250V249H205ZM219 250V249H218ZM226 251H230L229 250V248H226L225 249ZM236 250V249H235ZM241 250V249H240ZM248 250V249H247ZM19 251V250H18ZM51 251V250H50ZM54 251V250H53ZM59 251V250H58ZM87 251V250H86ZM105 251V250H104ZM112 251V250H111ZM129 251V250H128ZM143 251V250H142ZM174 251V250H173ZM178 251H179V249H178ZM198 251V250H197ZM217 251V250H216ZM60 252V251H59ZM70 252V251H69ZM93 252H95V251H93ZM99 252V251H98ZM108 252H109V250H108ZM127 252V251H126ZM222 252V251H221ZM236 252V251H235ZM235 252H233V253H235ZM247 252V251H246ZM255 252V251H254ZM261 252V254H262V256L261 257H259V262H258V264H264V245H263V249L260 251ZM63 253V252H62ZM87 253V252H86ZM91 253V252H90ZM138 253V252H137ZM148 253H149V251H148ZM154 253V252H153ZM166 253V252H165ZM171 252H169V254H170ZM182 253V252H181ZM189 253H191V252H189ZM216 253V252H215ZM233 253H229L228 252V260L230 261V263H232V264H239V261H240V259H239V257L237 256V255H235V254H233ZM244 253V252H243ZM65 254V253H64ZM89 254V253H88ZM99 254V253H98ZM107 254V253H106ZM114 254H115V252H114ZM116 254H118V253H116ZM213 254H214V252L211 250H209V251H207L204 255H202V257H204V259H201L200 257H201V255L200 254H198V255H200V257H198L197 256V258L195 259V258H193V262H194V264H215V262H214V260H212V257H213ZM236 254H237V252H236ZM67 255V254H66ZM83 255H85V254H83ZM91 255V254H90ZM146 255V254H145ZM144 255V256H145ZM160 255V254H159ZM162 255V254H161ZM17 256V255H16ZM89 256V255H88ZM108 256V260H107V262H106V264H131L130 262H135V264H152L151 263V261H149L148 259H143V262H140V260L136 257L137 255H134L133 256V258H131V257H129L130 258V261L129 262H126L125 261V263L123 262V258H121L120 260H117V261H114L113 259H111L110 258V255H107ZM143 256V257H144ZM154 256V255H153ZM190 256V255H189ZM191 256H194V255H191ZM69 257H71V258H69ZM94 257V256H93ZM103 257V256H102ZM122 257H123V255H122ZM125 257V256H124ZM142 257V258H143ZM162 257V256H161ZM165 257H167L166 256V254H165ZM176 257V256H175ZM181 257V256H180ZM184 257V256H183ZM188 257V256H187ZM225 257V256H224ZM89 258V257H88ZM95 258V257H94ZM163 258V257H162ZM168 258H170V257H168ZM173 257H171V259H172ZM205 258H207V259H205ZM6 259H7V257H6ZM12 259V258H11ZM141 259V258H140ZM150 259V258H149ZM156 259V258H155ZM166 259V258H165ZM164 259V260H165ZM182 259V258H181ZM201 259V260H200ZM2 260V259H1ZM69 260H70V262H69ZM76 260H77V262H76ZM89 261H90V258L88 259ZM101 260V259H100ZM179 260V262H180V259H178ZM84 261H86V259L84 260ZM99 261V260H98ZM183 261V260H182ZM190 261V260H189ZM252 261H254V260H252ZM69 262V263H68ZM91 262H92V259H91ZM163 262V261H162ZM168 262H169V260H168ZM176 262V261H175ZM179 262H178V264H179ZM186 262V261H185ZM192 262V263H193ZM182 263V262H181ZM253 263V262H252ZM257 263V262H256ZM255 263V264H256ZM134 264V263H133ZM173 264V263H172ZM189 264V263H188Z\"/></svg>",
  "mask_w": 264,
  "mask_h": 264
}]
</instances>
